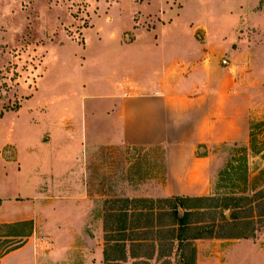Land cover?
<instances>
[{"label":"crops","instance_id":"1","mask_svg":"<svg viewBox=\"0 0 264 264\" xmlns=\"http://www.w3.org/2000/svg\"><path fill=\"white\" fill-rule=\"evenodd\" d=\"M133 2L139 6L136 14L142 16L141 22L150 17L157 23L151 29L134 23L109 36V41L119 40L127 73L123 80L108 83L110 91L106 88L99 92L101 88L95 87L101 85L90 87L89 92L99 95L91 101H103L104 105H93L85 120L79 116L90 135L83 149L86 155L80 157L74 153L73 144L64 141L61 155L54 158L56 164L52 163V157L47 169L41 171L37 166L33 173L29 171L28 160L17 149L7 119L10 114H23L24 106L36 94L33 92L17 112L0 116L3 177L0 184L6 181L9 184L0 186V226L34 224L33 234L26 243L1 257L0 264H108L105 224L109 213L105 201L91 196L94 191L87 180L85 162L95 158L98 151L112 147L161 150L166 184L136 198L206 197L211 189V160L209 156L199 157L198 147L246 143L251 125L264 114L260 99L264 95V63L254 50L263 45L259 28L253 27L256 32L251 31L253 36L246 38L239 32L232 44L225 40L212 42L201 27L185 30L184 35L176 36L173 41L169 32L173 20L165 18L171 8L168 0ZM153 5L159 7L157 12L141 13V8ZM103 33L99 28L97 42L91 40L84 54L93 46L99 51L107 45L103 43L107 38ZM144 40H147L145 45ZM147 52H152L151 56L157 60L152 78H144L148 70L134 63L135 59L145 62ZM39 112L43 109L35 107L32 115L35 126H43L36 119ZM71 124L63 119L47 123L51 142L42 140L41 145L51 146L56 139H62L61 130L65 129L66 133ZM24 135L23 148H26L28 142ZM156 190L161 194L157 195ZM204 241L207 240L198 243ZM243 243L252 246V252L261 245L253 240H232L221 250L223 264H237L231 263L228 253ZM256 251L261 253L262 249ZM216 253L220 256V252ZM196 255V264H202L201 252L197 250ZM156 256L157 253L148 262L161 264L162 260L157 262ZM127 257L124 264L147 261L133 259L130 253ZM220 260H217L219 264Z\"/></svg>","mask_w":264,"mask_h":264},{"label":"rangeland","instance_id":"2","mask_svg":"<svg viewBox=\"0 0 264 264\" xmlns=\"http://www.w3.org/2000/svg\"><path fill=\"white\" fill-rule=\"evenodd\" d=\"M168 1L171 8L165 18L173 20L169 29L173 41L176 36L184 35L185 30L201 27L205 33L208 32L212 42L221 43L225 40L226 43L232 44L236 42L239 32L242 31V38L253 36L252 32L255 33L257 30L253 27H256L261 30L259 38L263 40V45L254 50L259 55L260 62L264 63V0ZM138 7L133 0H0V116L9 111L17 112L25 100L30 99L33 92L36 94L24 106L23 114H10L7 119L10 123V133L15 136L17 149L22 157L28 160L29 171L34 173L37 166L41 171L47 169L52 157V163L56 164L54 158L61 155L66 141L73 144L74 153H79L80 157L86 155V150L83 149L90 141V135L88 126L86 131L81 122L85 117L89 118L93 105H104L103 101H91L94 96L99 95L89 92V89L95 84L101 85L95 87L101 88L99 92H103L102 89L106 88L110 91L109 84L123 80L127 73L119 40L109 41V36L113 32L131 27L134 23L139 27L150 29L157 23L155 18L150 17L141 22L142 16L136 14L139 11ZM143 8L140 9L143 14L155 13L159 10L157 5L148 9ZM90 28L92 29L89 30ZM99 28L104 30L103 36L107 38H103L106 40L103 43L107 42V45L99 51H96L97 46H93L87 54H84L91 40L97 42L96 33ZM186 40L190 41V39ZM146 43L147 40H144V45ZM94 51L96 53H93ZM151 55L152 52H147L145 62L142 59L134 60L139 67L148 70L144 78L153 77L157 60ZM41 78L43 79L40 82ZM84 84H86L85 88ZM260 99L264 104V95ZM35 107L43 109V112H39V116H36L43 126H35L33 122ZM80 115L84 120L79 118ZM261 115L260 121L251 125L248 142L199 149L200 154H207L211 160V189L208 197L216 199L217 202L208 204L216 205L217 208L205 213V216H196L192 220L202 218L209 224L216 220L219 230L215 232L218 235L243 232L249 222L247 217L250 216L251 206L238 212L241 218L240 226L226 225L232 222L231 218L235 215L232 207L225 206L228 198H238L243 205L246 200L255 202L258 192L264 190V114ZM61 119L72 123L71 130L68 129L64 133L65 129H62V139H56L51 146L44 144L42 146V140L45 143L51 142L47 123L49 125V122H58ZM1 126L0 124V129ZM25 133L28 143L27 147L23 148ZM1 140H3L2 136ZM163 157L164 154L157 149L112 147L98 151L95 158L85 162L87 164L85 168L87 167L88 170L87 180L94 191H91V196L103 202L118 199H146L136 197L144 196L155 188L159 190L166 184V177L162 172ZM0 178L3 179L1 166ZM4 185L9 184L6 181ZM4 185L0 184V186ZM157 190L155 192L158 195L160 191ZM158 199L160 198H154V200ZM110 205L113 204L108 206ZM116 206L121 207L122 204ZM255 206L257 204L253 203L252 207ZM170 221V218H163L164 223ZM253 221L247 230L250 233L255 231L256 240L253 241H258L261 245L255 247L254 252L252 246L244 243L231 248L228 253L231 263L264 264V254H262L264 220L254 217ZM107 225L108 230L114 227V230L108 233V237L113 239H119L123 235L134 237L145 234L150 240L145 242L144 248L134 252L147 256L152 253L148 246L158 244L157 232L166 233L171 230V227H163L119 233L118 221L109 217ZM13 233L27 235L29 229L20 227L15 230H1L0 256L19 242L25 241L24 238H7V235ZM218 240H226V242L218 243ZM231 241L214 238L200 243L191 242L184 248L185 252L178 250L176 242L163 240L159 244L174 245L171 251L169 248L162 249L163 253L171 254L172 264H183L181 255L185 253L188 259L194 249L196 252L197 250L201 252L202 264H219L218 259H221L220 263L223 264L221 250ZM108 246L112 257L119 256L118 252L113 253L114 243L109 242ZM260 248L261 253L256 251ZM127 250L128 254L130 251ZM216 251L220 252V256ZM167 260L168 258H164L161 264H166ZM143 262H132V264H143Z\"/></svg>","mask_w":264,"mask_h":264},{"label":"trees","instance_id":"3","mask_svg":"<svg viewBox=\"0 0 264 264\" xmlns=\"http://www.w3.org/2000/svg\"><path fill=\"white\" fill-rule=\"evenodd\" d=\"M204 146H199L197 150V155L199 157H207V154H200L199 149ZM245 204H240L241 200L238 198H228L226 207H232L235 215L231 218L232 222L226 224L230 227L240 226V216L238 212L243 210L245 207L251 206L249 208L250 216L247 217L249 222L246 224V229L243 232L238 234L230 235H218L215 231L219 230V226H216V220L209 224L208 221L203 220L202 218H197V220H192L194 217L205 216L207 212L213 211L217 208L216 205H210L209 202H217L216 199L212 197H186V196H177L171 198L163 199H118V200H108L105 203V208L108 214L109 219L115 218L119 227L117 231L119 233L126 232L128 230H140L145 231L148 229H161L163 227H171V230L164 232H157V243H154L148 248H151L152 253L150 256L147 255H138L134 251L144 248L145 242L149 241V238L145 237V234H138L134 237H127L123 235L119 239H113L108 237L109 231L114 230V227L111 230H108L107 222L105 224L106 231V245L107 249L105 251V258L108 264H124L127 263V249L133 259H143L146 264H150L148 261H151L156 256V261L159 262L164 258H168L166 264H172L171 254L163 253V248L171 251L173 244H159L163 240L172 241L177 243L178 250L184 251V248L188 246L191 242H196L200 240L207 239H229V240H256L255 231L253 233L248 232V228L253 224L254 217H257L260 220H264V190H261L256 195L255 202H249L251 200H246ZM253 203H256L257 206L252 207ZM109 204H113L108 206ZM117 204H122L121 207H117ZM237 213V214H236ZM255 215V216H254ZM170 218V223H164L163 218ZM20 227H28L29 234L24 235L20 233H13L7 235V238H24L25 241H21L16 246L5 251L1 256L10 253L11 251L22 247L29 237L33 234L34 224L33 222H23L16 224H6L0 226V231L4 229L15 230ZM222 227V226H221ZM176 229V230H175ZM160 231V230H158ZM109 242L114 243L113 253H119V256L112 257V254L109 252L108 244ZM158 248V249H157ZM171 253V252H170ZM197 255L196 249L191 252L190 258L187 259L186 254L181 255V261L183 264H196ZM143 262V264H145Z\"/></svg>","mask_w":264,"mask_h":264}]
</instances>
